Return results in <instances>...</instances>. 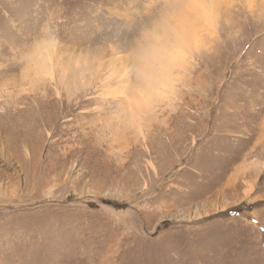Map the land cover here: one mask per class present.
I'll use <instances>...</instances> for the list:
<instances>
[{"label": "rangeland", "instance_id": "obj_1", "mask_svg": "<svg viewBox=\"0 0 264 264\" xmlns=\"http://www.w3.org/2000/svg\"><path fill=\"white\" fill-rule=\"evenodd\" d=\"M201 2L0 0V264H264V0Z\"/></svg>", "mask_w": 264, "mask_h": 264}, {"label": "bare ground", "instance_id": "obj_2", "mask_svg": "<svg viewBox=\"0 0 264 264\" xmlns=\"http://www.w3.org/2000/svg\"><path fill=\"white\" fill-rule=\"evenodd\" d=\"M201 1L187 0L186 8L192 9V12H194L193 10L198 11L197 15H205L207 10L202 5ZM210 1L213 2L214 0ZM186 12L188 11L183 10L180 15ZM185 20L179 21L176 25H169V23H164L158 25L159 27L157 26L153 28L156 30L153 34L154 37H159L161 35V37H166L167 41H164L163 38L159 41L152 40L148 43L147 48L142 49L140 53L138 52L139 54L137 53L138 55L135 56V60H138V56H140L138 62L139 65H137V62L135 61V64L138 67L136 69V66H134L135 68L133 69L136 70V77L141 79L142 86V88L140 89L141 97H136L133 99L135 106L144 107L145 105H147V102L151 100V97L154 94H160L161 92L169 91L172 80L171 76L173 74L172 69L180 66L183 52L185 51V48L193 41L194 37V35L190 33L191 29L186 27ZM172 47H174L175 49H170ZM44 59L48 64L51 63V54L46 53Z\"/></svg>", "mask_w": 264, "mask_h": 264}, {"label": "clouds", "instance_id": "obj_3", "mask_svg": "<svg viewBox=\"0 0 264 264\" xmlns=\"http://www.w3.org/2000/svg\"><path fill=\"white\" fill-rule=\"evenodd\" d=\"M147 31H148L147 28H141L138 35L132 38V40L130 41V45H131L130 55L135 56L136 50L139 48L141 41L146 35Z\"/></svg>", "mask_w": 264, "mask_h": 264}]
</instances>
